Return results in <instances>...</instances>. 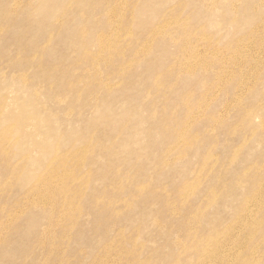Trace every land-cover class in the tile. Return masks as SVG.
I'll return each mask as SVG.
<instances>
[{
  "label": "rangeland",
  "instance_id": "374dc122",
  "mask_svg": "<svg viewBox=\"0 0 264 264\" xmlns=\"http://www.w3.org/2000/svg\"><path fill=\"white\" fill-rule=\"evenodd\" d=\"M0 264H264V0H0Z\"/></svg>",
  "mask_w": 264,
  "mask_h": 264
}]
</instances>
